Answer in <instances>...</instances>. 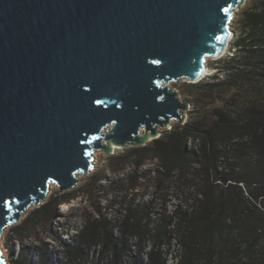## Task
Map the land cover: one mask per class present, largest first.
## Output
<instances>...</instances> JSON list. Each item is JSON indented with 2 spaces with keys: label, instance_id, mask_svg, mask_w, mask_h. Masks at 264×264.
Masks as SVG:
<instances>
[{
  "label": "water",
  "instance_id": "95a60500",
  "mask_svg": "<svg viewBox=\"0 0 264 264\" xmlns=\"http://www.w3.org/2000/svg\"><path fill=\"white\" fill-rule=\"evenodd\" d=\"M245 2L0 0V238L51 183L79 184L95 149L184 124L191 103L168 83L202 79Z\"/></svg>",
  "mask_w": 264,
  "mask_h": 264
},
{
  "label": "trees",
  "instance_id": "16d2710c",
  "mask_svg": "<svg viewBox=\"0 0 264 264\" xmlns=\"http://www.w3.org/2000/svg\"><path fill=\"white\" fill-rule=\"evenodd\" d=\"M241 23L233 54L217 61L216 73L191 85L186 122L119 156L134 160L137 169L147 160L157 162L140 176L134 172L132 190L151 178L156 199L166 198L170 187L180 195L171 212L156 213L154 199L129 203L119 219L120 235L101 220L87 225L82 242L102 239L111 264L130 253L129 238L137 243L135 264H143L144 253L147 264H167L163 247L173 240L182 250L176 264H264V0H252ZM72 198L44 203L15 229L30 233ZM13 262L34 264L22 255Z\"/></svg>",
  "mask_w": 264,
  "mask_h": 264
},
{
  "label": "rangeland",
  "instance_id": "374dc122",
  "mask_svg": "<svg viewBox=\"0 0 264 264\" xmlns=\"http://www.w3.org/2000/svg\"><path fill=\"white\" fill-rule=\"evenodd\" d=\"M251 1L246 0L244 4L233 10L229 24L232 35L228 46L218 57H206L205 68L208 71L202 79L216 73L217 61L220 58L233 54V42L242 31L243 11L249 8ZM193 83H196V81H170L168 86L178 91L182 101L190 102L189 93ZM189 110L185 112V120L189 118ZM174 123L178 122L172 120L171 126L160 127L161 134L170 127L172 128ZM130 147L138 146H117L109 154L100 148L95 149L96 153H92L94 169H90L86 175L83 172L77 173L80 183L69 190L60 192L59 185L51 183L46 201H42L38 206L32 205L17 223H12L4 228L0 238V250L6 264H14L13 261L21 255L25 259L26 257L30 258L34 264H42L43 251L46 252V264H111L109 262L110 256L106 253L102 254V239H95V241L89 243L82 242V233L87 225L101 220L104 224H107L108 230L113 231L115 235H120L118 231L119 219L122 217L124 209L133 201L136 204H146L154 199L157 203L154 207L156 213H160L165 209L171 212L175 203L179 202V190L170 187V190L166 192V198L157 196L156 199L151 178L140 179L137 182L139 185L138 190L131 189V184L135 183L134 178L131 181L134 172L135 175L140 176L145 169L155 167L157 162L147 160L144 168L137 169L134 160L119 161V156L127 154ZM112 156L117 157V159L111 162L110 157ZM126 176H129L127 181L125 180ZM98 177L103 179L97 180ZM61 195H68L73 198L69 202L60 203L55 208V215L51 221L39 223L30 233L25 232L26 230L21 232V230L15 229L23 225L25 219L37 208ZM128 240L131 248L130 253L125 254L121 264H135L134 256L137 254L138 249L135 248L136 239L129 238ZM163 249L167 264H176L182 254L177 240H173L171 246L165 244ZM142 259L143 264H147L146 253H144Z\"/></svg>",
  "mask_w": 264,
  "mask_h": 264
},
{
  "label": "bare ground",
  "instance_id": "6f19581e",
  "mask_svg": "<svg viewBox=\"0 0 264 264\" xmlns=\"http://www.w3.org/2000/svg\"><path fill=\"white\" fill-rule=\"evenodd\" d=\"M230 39H231V37H230ZM230 39H229V41H230ZM229 41H228V43H229ZM228 43H227V45H226V47H225V49L227 48V46H228ZM224 49V50H225ZM207 71H208V69L207 68H205V72H204V74L202 75V77L207 73ZM113 145V150L117 147L115 144H112Z\"/></svg>",
  "mask_w": 264,
  "mask_h": 264
},
{
  "label": "snow or ice",
  "instance_id": "6c2138e0",
  "mask_svg": "<svg viewBox=\"0 0 264 264\" xmlns=\"http://www.w3.org/2000/svg\"><path fill=\"white\" fill-rule=\"evenodd\" d=\"M223 11L225 12V14H227L228 13V8H224Z\"/></svg>",
  "mask_w": 264,
  "mask_h": 264
}]
</instances>
